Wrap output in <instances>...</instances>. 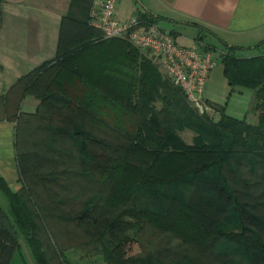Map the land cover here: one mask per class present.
<instances>
[{
  "label": "trees",
  "instance_id": "trees-1",
  "mask_svg": "<svg viewBox=\"0 0 264 264\" xmlns=\"http://www.w3.org/2000/svg\"><path fill=\"white\" fill-rule=\"evenodd\" d=\"M88 3L71 0L55 58L0 98L17 122L23 182L13 192L0 175V264H13L21 239L37 264H70L75 245L54 220L74 228L84 252L99 245L108 264H264V54H237L248 48L224 42L225 75L253 90L260 114L250 123L215 105V121L190 106L150 54L104 38L81 15ZM29 93L40 101L35 113L21 110ZM31 125L45 136L36 149L25 145ZM144 227L167 239L131 255Z\"/></svg>",
  "mask_w": 264,
  "mask_h": 264
},
{
  "label": "crops",
  "instance_id": "crops-1",
  "mask_svg": "<svg viewBox=\"0 0 264 264\" xmlns=\"http://www.w3.org/2000/svg\"><path fill=\"white\" fill-rule=\"evenodd\" d=\"M93 1L89 0L82 17L89 16ZM1 8L0 98H4L22 76L55 58L61 19L71 9V0H3ZM117 13L123 19L159 16L157 23L183 45L218 41L248 48L239 51L241 55L264 54V0H121ZM245 89L231 86L223 64H217L205 92L210 116L220 120L217 105L228 115L249 119L254 95L253 90L244 95ZM30 97L23 98L24 112L30 110ZM4 107L0 104V175L13 192H19L23 182L15 145L17 122L5 117ZM1 202L7 205L6 199ZM12 263L37 264L24 239Z\"/></svg>",
  "mask_w": 264,
  "mask_h": 264
},
{
  "label": "built area",
  "instance_id": "built-area-1",
  "mask_svg": "<svg viewBox=\"0 0 264 264\" xmlns=\"http://www.w3.org/2000/svg\"><path fill=\"white\" fill-rule=\"evenodd\" d=\"M120 1H93L89 20L94 28L104 38H124L153 56L190 106L200 113L208 112L205 92L217 65L215 53L200 45L180 44L170 30L158 23L142 22L137 17L121 18L117 13Z\"/></svg>",
  "mask_w": 264,
  "mask_h": 264
},
{
  "label": "rangeland",
  "instance_id": "rangeland-1",
  "mask_svg": "<svg viewBox=\"0 0 264 264\" xmlns=\"http://www.w3.org/2000/svg\"><path fill=\"white\" fill-rule=\"evenodd\" d=\"M1 2H3V0ZM1 2H0V8H1ZM1 15H2V8H1ZM195 45H200L207 50L213 51L215 53V57L217 58V64H219L221 62L222 55L225 54L229 50L225 44H222L218 41H216L215 44H209V43L205 44L204 43V44H195ZM237 54H241V53L238 51ZM151 57L156 62L154 57L153 56H151ZM158 68L161 71L162 75L166 79H169V77L166 75V73L163 71V69L160 65ZM249 91H252V90L246 88L244 95H248ZM27 95L31 96L30 100L27 101V102H29L28 104H29L30 110H28L25 113H35L38 109V106H39V103H37L39 98L34 93H29ZM36 99H37V101H35ZM243 99H244V102L247 101L245 97H243ZM157 105L160 106V103H158ZM254 106H255V103H253V101H252L251 111H250L251 117L249 119H247L248 122H250V123H257L258 117L260 114V111H257L254 108ZM207 113L209 114V112H207ZM200 114H203V113H200ZM31 126H32V129L30 128L31 130L27 131L25 133V136H24L25 145L28 149H36L37 144L45 136L43 134L44 132L39 130V127L36 128L34 125H31ZM89 127L91 128L92 126L89 125ZM97 129L98 128H95L93 130H95V132L98 133L99 131ZM99 134H100V132H99ZM101 135L105 136L106 134L102 133ZM181 135L183 136V138L187 142L191 143L193 141L194 132H192L191 130H186V131L182 132ZM0 200L5 202V199L2 196H0ZM52 208H53L52 210L56 211L55 207L52 206ZM260 212L264 213V208H261ZM52 224L55 227H57L61 233H63L65 231L66 235H68V236H66L65 233H63L62 237H65L67 240H70L71 241L70 243L72 245H75L74 247H70L67 250V256L70 260V264H108L106 259H105L104 253L102 252V248L99 245H92L91 248H89V247L86 248L83 246L84 248L88 249L87 251L85 250V252H84L83 251L84 249L79 247L80 243L83 242L84 239L82 238L80 240L79 235H76L77 237H73L72 234L75 233L73 231L74 228H72L68 223L62 222L61 220L60 221L54 220ZM146 226L147 225H145V227ZM134 236H135V239H134L133 243L130 244V247H129V253L131 255L142 254V253L150 251V250L151 251L155 250L163 241H165L167 239V236H164L162 234L161 235L160 234L155 235V233L149 228L143 229V232H140L139 235H134Z\"/></svg>",
  "mask_w": 264,
  "mask_h": 264
}]
</instances>
